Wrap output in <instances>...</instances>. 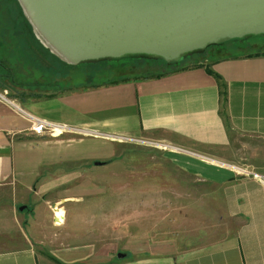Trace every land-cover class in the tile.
I'll list each match as a JSON object with an SVG mask.
<instances>
[{"label":"crops","instance_id":"crops-1","mask_svg":"<svg viewBox=\"0 0 264 264\" xmlns=\"http://www.w3.org/2000/svg\"><path fill=\"white\" fill-rule=\"evenodd\" d=\"M31 53L44 69L41 76H30L29 69L16 79L0 74V186L35 197L32 213L43 218V210L46 216L50 212L45 181L57 186L87 174L93 179L97 163L118 158L113 154L122 141L116 137L166 143L180 151L151 162L170 165L177 195H194L188 180L201 182L202 210L219 213L218 223L212 235L197 239L199 244L173 230L160 237L146 225L138 237L122 231L115 239L112 230L130 227L128 216L106 225L105 235L92 232L90 242L75 243L77 233L53 229L55 213L65 214L59 227L67 220V209L56 208L53 225L25 226L26 245L0 251V264H264V186L222 165L264 175V56L209 60L160 78L82 85L67 84L64 67L51 72L52 53L43 44L33 45ZM77 70H70L69 80ZM28 115L83 131L44 138L50 135L35 133ZM62 196L63 203L76 197L74 192ZM185 210H195L194 204ZM93 227L102 230L100 223ZM119 253L126 256L119 259Z\"/></svg>","mask_w":264,"mask_h":264},{"label":"rangeland","instance_id":"rangeland-1","mask_svg":"<svg viewBox=\"0 0 264 264\" xmlns=\"http://www.w3.org/2000/svg\"><path fill=\"white\" fill-rule=\"evenodd\" d=\"M1 1L6 13L4 15L0 14V74L2 77L8 75L16 79L29 69V75L37 78L41 76L44 69L31 56V47L42 43L34 33L28 30L29 28L25 27L28 20L19 2L17 0ZM236 44L245 48L246 53L264 51V37H253L238 41ZM210 51L208 50L204 55L197 58L186 59L180 64L188 66L195 62L212 61L214 56L208 54ZM229 54L221 52L217 56L224 58ZM116 61H125V59L108 61V63L113 65ZM93 65H96V63L74 66L72 69L78 70L73 81L82 85H95L103 83V80L107 82L110 77L106 76L105 73L109 72L110 68L103 73ZM50 66L51 72H58L62 69H59L57 64L55 66V63ZM136 66L140 65L136 64ZM154 66L151 62L145 64L142 62L140 68H148V71L154 74L165 71L161 67ZM102 74L103 76L100 77ZM67 135V132H64L59 136L67 137ZM44 138H53V136H44ZM113 155L118 158H114L111 162L105 161L104 165L97 167L98 175L94 172L93 179H90L91 175L87 174L88 178L86 179L62 180L57 183V186L56 181H45L48 184L46 187L47 193L45 194V201L47 202L45 206H50L48 208L50 212L46 216L43 210V213H41L43 218H39L32 213V210L38 205L35 197L21 196L22 194L17 191L16 186H0V251L15 250L26 245L25 234L30 233L26 227L32 221L36 226L41 224V221L43 224L49 222L53 225L52 222L55 220L54 209L58 207L63 210L64 207L67 209L66 225L63 227L56 225L53 229L77 233V237L73 240L75 243L80 241L83 243L90 242L92 232L95 235L99 233L105 235L106 225L112 224V221H120L121 223L128 216L130 220L127 221H129L130 227H120L117 228L118 230H112L115 239L121 237L122 231L124 233L129 232L132 238L138 237L141 227L145 225L146 227L143 228L146 231L153 233L158 231L160 237H165L166 232L178 231L180 237L195 239V241L193 240L194 244H199L200 241L197 239L204 237L208 232L209 235H212L213 230L211 229L216 227L219 213H206L202 210L204 204L202 183L190 182V180H188L189 183L183 181L188 184L189 188L191 185L194 186V195H191V193L188 196L177 195L174 189L176 174L169 170L170 165L164 163L162 167L161 164L157 165L151 162L153 161L150 159L151 157H166L169 155L167 151L152 145L119 142V144H116ZM159 167L162 168H160V171ZM146 188L151 189L150 193H144L143 189L146 190ZM86 190L93 193V195H86ZM79 191L80 194L78 195ZM140 191H143L144 195H141ZM156 191L162 194L155 195L157 194ZM57 192L61 194L59 196L55 195ZM71 192H74L75 200L66 203L59 201L63 197L62 195H69ZM97 192H99L98 195L94 194ZM27 202L28 206L23 205ZM192 204H194L195 210L186 211L185 207L188 205L190 208ZM22 206H26V209L20 211ZM144 209H147V213L143 212ZM96 223L102 225L101 231L97 229L98 232H96L93 227ZM209 226H211L210 229ZM115 239L113 240L116 248L119 243Z\"/></svg>","mask_w":264,"mask_h":264},{"label":"water","instance_id":"water-1","mask_svg":"<svg viewBox=\"0 0 264 264\" xmlns=\"http://www.w3.org/2000/svg\"><path fill=\"white\" fill-rule=\"evenodd\" d=\"M17 1L40 42L71 66L125 58L177 64L212 46L264 37V0Z\"/></svg>","mask_w":264,"mask_h":264},{"label":"trees","instance_id":"trees-1","mask_svg":"<svg viewBox=\"0 0 264 264\" xmlns=\"http://www.w3.org/2000/svg\"><path fill=\"white\" fill-rule=\"evenodd\" d=\"M28 24H26L25 27H27V29L33 33V29L32 26L30 25L29 22H27ZM259 38H263V37H259ZM238 41H243V40H234L228 43H224L218 46H212L209 49H207L205 52H207L208 50H213L208 52V54H210L211 56H214V59L212 61H220V60H229V59H240V58H250V57H258V56H264V51H252V52H247L246 53V49L242 48V46L237 45L236 42ZM214 47V48H213ZM205 52L203 53H197L194 54L190 57L187 58L188 59H194L197 58L198 56H202L205 54ZM230 53L229 56H225L224 58L218 57L217 54L219 53ZM51 63L50 65H53V63L55 64H59L61 65V68L64 67L66 68L67 72L72 68H74V66H71L65 62H63L61 59H59L58 57H56L54 54H51ZM144 62L148 63L151 62L152 64H154V67H161L163 70L162 73H152L148 71V68H140L141 67V63ZM92 64V63H90ZM136 64H139L140 66H136ZM110 63H108V61H103V62H98L96 63L97 69H99V71H102L103 73L110 68L109 72L105 73L106 76H109L110 78L108 79V81L106 82L105 80H103V83H99V84H95V85H103V84H109V83H120V82H127L130 80H134V79H139V78H160L163 77L164 75L167 74H171L173 72H177L180 70H184L185 68H187L188 66H199L201 65V63H194V64H190V65H186L184 66V64H169L166 63L165 61L162 60H154V59H146V58H125V61H116L113 65ZM67 73L66 74V80H67V84L69 83L68 81H72L73 78H71V80H69V77L71 74ZM104 74V75H105ZM103 76L100 75V77ZM219 79V77H218ZM220 84L221 81L219 80Z\"/></svg>","mask_w":264,"mask_h":264},{"label":"built area","instance_id":"built-area-1","mask_svg":"<svg viewBox=\"0 0 264 264\" xmlns=\"http://www.w3.org/2000/svg\"><path fill=\"white\" fill-rule=\"evenodd\" d=\"M29 119L32 121L33 125H32V130L37 133V134H48L51 136L54 135H61L64 132H82V129H77V128H73L71 126H68L66 124H58V123H53L50 121H46L40 118H37L35 116L32 115H28ZM88 132V131H87ZM116 139L122 141V142H129V143H136V144H140V145H152L155 146L157 148L163 149L164 151H180L179 148H176L174 146H171L169 144L166 143H160V142H154V141H146V140H135V139H130V138H124V137H116ZM223 166H228V167H232L238 170V172L242 175H245L247 177H253L254 179H258L262 185L264 186V175H259L253 171H250L248 169H244V168H237L235 166L232 165H227V164H222ZM56 209V208H55ZM56 215V213H55ZM58 220L56 219V224H58Z\"/></svg>","mask_w":264,"mask_h":264},{"label":"bare ground","instance_id":"bare-ground-1","mask_svg":"<svg viewBox=\"0 0 264 264\" xmlns=\"http://www.w3.org/2000/svg\"><path fill=\"white\" fill-rule=\"evenodd\" d=\"M59 208V207H58ZM60 210H62V208H59ZM56 219L58 220V225H61L63 222H64V220H65V214H64V212H63V215L61 216V217H57V214H56Z\"/></svg>","mask_w":264,"mask_h":264},{"label":"flooded vegetation","instance_id":"flooded-vegetation-1","mask_svg":"<svg viewBox=\"0 0 264 264\" xmlns=\"http://www.w3.org/2000/svg\"><path fill=\"white\" fill-rule=\"evenodd\" d=\"M6 10H4V6H3V3H2V1L0 0V14H5L6 12H5ZM3 30H5V29H3Z\"/></svg>","mask_w":264,"mask_h":264}]
</instances>
